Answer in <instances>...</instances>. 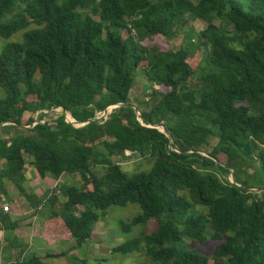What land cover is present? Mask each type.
<instances>
[{"label": "trees", "instance_id": "1", "mask_svg": "<svg viewBox=\"0 0 264 264\" xmlns=\"http://www.w3.org/2000/svg\"><path fill=\"white\" fill-rule=\"evenodd\" d=\"M197 20L207 26L176 50L144 43L173 42ZM31 24L23 43L0 52V174L36 210L45 202L51 237L78 247L108 209L138 204L122 230L153 220L156 228L115 253L143 252L156 264H264V177L256 188L237 176L252 160L264 166V0H0V37ZM139 69L152 86L149 112L130 100ZM117 104L82 127L65 116L24 121L61 107L83 123ZM127 154L149 155L152 169L124 171L112 158ZM25 155L40 176L77 174L80 184L39 198L25 186ZM208 239L221 242L212 255L194 244ZM14 264L45 263L33 255Z\"/></svg>", "mask_w": 264, "mask_h": 264}, {"label": "rangeland", "instance_id": "2", "mask_svg": "<svg viewBox=\"0 0 264 264\" xmlns=\"http://www.w3.org/2000/svg\"><path fill=\"white\" fill-rule=\"evenodd\" d=\"M207 24L202 20H197L190 22L188 26L185 28V32L179 37L173 41V42H166L165 39L162 37H155L151 38L144 43L148 46H157L161 50H176L181 46L187 45L189 42V37L192 36L191 31L196 35L200 31H202ZM37 27L35 24L29 25L27 28L20 30L16 34H14L10 38H4L0 37V52L4 49L5 46L15 43H23L24 35ZM197 40V38L195 39ZM202 58V51L197 52L196 55H194L192 58L189 59V62L193 65L194 68H197L198 65L201 62ZM137 77H136V84L130 93V100L132 101V104L135 106V108H140L141 110L149 112L152 105H147L144 102L148 100L150 92L152 90V86L149 83V81L146 79L143 70L139 69L137 71ZM155 89L159 90V86L155 85ZM161 90H167L164 87H160ZM5 97V93L3 89L0 87V100ZM116 108V106H110L109 107V114ZM104 112V111H103ZM100 112L97 113L96 117L102 118L100 121H102L104 118V113ZM70 113V112H69ZM45 114L43 122L49 121L54 122L56 119H58L61 116H64V112L61 108L57 109H51L48 111H40L35 114L26 113L24 116V121H27L30 117H33L35 120H39L42 118V115ZM108 114V115H109ZM72 116V115H71ZM69 121V118H68ZM32 126V125H31ZM79 126V124H77ZM161 131H164L163 126H158ZM26 158L30 161H33V158L26 155ZM113 160L119 162L122 166V169L130 174L139 173V172H149L153 167V161L150 160L149 155L142 156L140 154H135L129 156L127 154L126 157H116L112 158ZM221 161L225 160V157H222L220 159ZM105 167L103 165L98 166L94 169L97 173H103ZM246 172L237 173L238 179L241 182L247 183L249 187L254 186L256 188L259 187L260 182L257 180V176L263 178L264 177V166L262 165L261 161L258 160H252V164L249 167V169H245ZM1 173V170H0ZM2 174V173H1ZM0 174V187H5L4 178ZM219 175L223 177L221 171H219ZM62 179V185L64 187L80 184V177L77 174L73 175H64ZM234 175H228L226 176V179L233 180ZM52 178V177H51ZM235 180V179H234ZM54 182V181H53ZM55 184V182L52 184V186ZM60 184L55 185V188L59 190ZM253 188V189H256ZM59 195H62V192L58 193ZM45 212V211H44ZM142 212L141 207L138 204H128L127 206H113L110 209H108L106 215L101 219L100 225H105L107 228L112 230L115 234V240H108L106 236L101 237V235L93 236V240L95 243H93V246L96 248V252L90 256V241H87L83 243L82 245L76 247L77 251L73 252L71 251L68 255H64L62 257L58 258H48L43 260L45 264H81L79 260H87V264H156L151 261V259L145 254V253H129V254H122V253H115L113 252V249L119 245L124 244L127 241H130L134 239L135 237L139 236L141 232L146 228V230L149 232L152 229L156 228L157 222L155 220L152 221V223L147 226H138L133 229L130 233H125L121 228V222H131L136 216H138ZM46 214V212H45ZM193 243V242H192ZM64 245H67V243H63ZM72 245H69L67 250L70 248V246H76V241H72ZM195 246L201 250L203 253L212 255L216 248L221 244L220 241H213L212 239H208L206 244L201 245L198 242L194 243ZM63 245V246H64ZM80 248L83 249L82 252H80ZM59 249L61 250V245L59 246ZM32 255V251L27 253L25 256L26 259H29Z\"/></svg>", "mask_w": 264, "mask_h": 264}, {"label": "crops", "instance_id": "3", "mask_svg": "<svg viewBox=\"0 0 264 264\" xmlns=\"http://www.w3.org/2000/svg\"><path fill=\"white\" fill-rule=\"evenodd\" d=\"M25 186L31 189L39 198L45 199L55 185L61 183L66 176L60 177L58 180L51 176L42 177L38 173L32 161L28 160L25 155ZM5 166V160L0 161V170ZM5 187H0V264H14L25 259L27 253L32 251V255L41 257L42 261L48 259L49 254H65L71 251L76 252L77 248L72 245L74 239L64 241L59 238L51 237V227L49 226L48 208L45 202L36 210L33 208L25 196L19 191L16 184L4 178ZM55 184L52 186V184ZM61 201H66V197L59 195ZM9 205V211H4V205ZM46 214H45V212ZM106 236L108 240H115V234L104 224L97 223L93 236ZM97 241V239H94ZM91 238L89 243L90 256L97 250L93 246L95 243ZM63 243H67L64 245ZM61 245V250L59 246ZM64 245V246H63ZM83 249L80 248V252ZM44 262V261H43Z\"/></svg>", "mask_w": 264, "mask_h": 264}, {"label": "water", "instance_id": "4", "mask_svg": "<svg viewBox=\"0 0 264 264\" xmlns=\"http://www.w3.org/2000/svg\"><path fill=\"white\" fill-rule=\"evenodd\" d=\"M113 106H116V108H118V107L121 106V104H117V105H113ZM109 107H110V106H109ZM109 107H107V108L104 110V115H105V116H107V115L109 114V112H110V111H109ZM57 108H61V107H55V108H53V109L55 110V109H57ZM61 109H62L63 112H64V116H65V118H67L66 113H67L68 111L65 110V109H63V108H61ZM139 114H140V113H139ZM101 119H102V118L94 117V118L89 119V120H87L86 122H83V123H80V122H78L77 120H75V121L72 122V124L75 125L76 127H82V126H84V125H86V124H88V123H90V122H92V121H97V122H99ZM77 124H79V126H77ZM3 125H5V124H3ZM151 127H152V128H158V129H159V127H158L157 125H151ZM162 132L165 133V134L170 138L171 141H173V137L171 136V134H170L169 131H167L166 129H164V131H162ZM233 177H234V176H233ZM230 181H231V183H232L233 185H235V186H237V187H241V185L238 184L237 182H235L234 179H233V180H230ZM247 189L251 190L252 188L247 187Z\"/></svg>", "mask_w": 264, "mask_h": 264}, {"label": "built area", "instance_id": "5", "mask_svg": "<svg viewBox=\"0 0 264 264\" xmlns=\"http://www.w3.org/2000/svg\"><path fill=\"white\" fill-rule=\"evenodd\" d=\"M104 113V112H103ZM103 118L106 120L107 118H108V115L107 116H103ZM140 120H141V118H139ZM66 121L67 122H69V123H72L73 121H75V119L73 118V119H69V121H68V118H66ZM142 122V121H141ZM36 123H34V125H35ZM144 124V123H143ZM233 175V174H232ZM231 180V179H230ZM9 205L8 204H6V205H4V211H9Z\"/></svg>", "mask_w": 264, "mask_h": 264}, {"label": "bare ground", "instance_id": "6", "mask_svg": "<svg viewBox=\"0 0 264 264\" xmlns=\"http://www.w3.org/2000/svg\"><path fill=\"white\" fill-rule=\"evenodd\" d=\"M66 114H69L71 116V114L69 112H67Z\"/></svg>", "mask_w": 264, "mask_h": 264}]
</instances>
